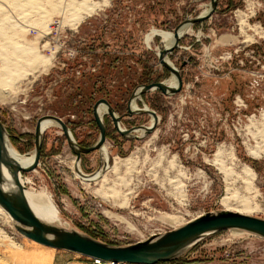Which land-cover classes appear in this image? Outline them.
I'll return each mask as SVG.
<instances>
[{"label":"rangeland","instance_id":"374dc122","mask_svg":"<svg viewBox=\"0 0 264 264\" xmlns=\"http://www.w3.org/2000/svg\"><path fill=\"white\" fill-rule=\"evenodd\" d=\"M66 1L31 0L28 12L11 15L16 36L3 29L14 41L32 44L40 58L16 81L0 76V119L24 157L34 153L38 121L49 115L70 122L78 144L94 146L100 131L93 108L101 99L112 101L123 130L150 126V115L130 114L128 107L142 81L172 77L159 62V34L174 35L211 3L92 0L93 13H82L75 25ZM4 18L0 14V22ZM168 57L180 70L183 89L174 96L154 90L142 97L160 117L154 133L122 137L111 117L102 115L105 150L79 162L83 174H99L100 181L78 176L77 156L61 128L43 134L38 167L21 178L27 190L50 198L60 213L58 225L127 247L228 209L264 219V0H219L213 16L191 27ZM219 149L223 171L214 164ZM226 172L240 179L228 185ZM124 201V208L113 205ZM0 264L95 262L26 238L0 211ZM160 264H264V239L234 230L211 234L177 260Z\"/></svg>","mask_w":264,"mask_h":264},{"label":"water","instance_id":"95a60500","mask_svg":"<svg viewBox=\"0 0 264 264\" xmlns=\"http://www.w3.org/2000/svg\"><path fill=\"white\" fill-rule=\"evenodd\" d=\"M217 7L218 0H212L211 9L208 13H201L195 18L186 19L175 29L176 43L158 53L161 66L175 76L176 86L174 88L167 86V81L154 82L139 86L133 93L129 101V113L150 115L153 119V123L150 126L123 130L120 126L121 118L116 115L115 109L107 100L101 99L96 102L93 108V115L100 131V137L94 146L86 148L75 141L71 129L62 118L53 115L44 116L38 121L36 127L34 162L30 167L25 168L11 156V147H13L12 136L0 119V207L9 214L15 228L21 235L49 248L79 254L89 259H97L112 264H160L173 262L204 237L229 230L247 232L264 239V219L222 211L217 214L200 216L178 229L164 234L153 235L146 241L127 247H117L98 241L75 230H68L42 221L33 211L27 199V188L21 180L22 173L32 172L39 165L43 141L41 125L44 121H52L62 129L70 148L77 156L76 163L78 168H75L76 173L86 180L96 175L87 176L79 169V162L82 156L102 151L107 140V128L103 117L98 111L101 105L107 108V115L111 117L117 132L123 137L131 136L136 131L143 132L142 136H135L136 139H141L145 135L154 133L159 125L160 117L155 111L147 107L142 97L154 90H159L165 96H174L181 92L183 89V78L180 70L167 61L169 54L180 47L181 37H179L178 32L185 24L194 26L209 20L216 12ZM184 65H182L181 69ZM139 89L140 101L144 105V112H134L131 108L133 98Z\"/></svg>","mask_w":264,"mask_h":264},{"label":"bare ground","instance_id":"6f19581e","mask_svg":"<svg viewBox=\"0 0 264 264\" xmlns=\"http://www.w3.org/2000/svg\"><path fill=\"white\" fill-rule=\"evenodd\" d=\"M21 1H24V3H26L27 6H22L21 4H18V3H15L13 5H9L8 6L7 4L3 3L0 0L2 5H5L4 7L2 5L0 6V14L3 13L4 17H5L0 22V24H1V29H0V76H3L5 78H7V79H11L13 81H16L17 79H19L22 76L21 74L23 72L25 74L27 72V68L29 66H32L33 64H37L38 62H40V58L37 55V53L35 52L34 46L31 47L32 44H30V43L21 44V43H19L18 40L17 41L13 40V37L16 36L17 25L13 24L15 21H14V17L11 16V15L15 13L14 12L15 10H21V11L24 10L25 12H28L29 1H31V0H21ZM91 1L92 0H67L65 2V8L66 9H72V11L75 12V14L73 15L74 16L75 25L79 24L82 21V19H83V14L82 13H84V14L86 13L87 15L93 13V11L95 9L94 8L95 6L91 4ZM207 8L208 9L205 10L204 12H202V14H206V13H208L210 11L211 3L209 5V7H207ZM80 14H82V15H80ZM23 16H24V13H23ZM15 19H17V18H15ZM191 27H193V25H190V24H185L184 26H182L180 28L179 32H178L179 33V37H181V39H182L184 37V35L187 34V32L191 29ZM4 28H6V30L8 29V30H10L12 32V35H13L12 38H9V36H8L9 33L5 32L3 30ZM175 34L174 35L173 34H167V33H164V32H161L159 34L161 36L162 40H163L164 49H168V48H170L171 46H173L176 43L177 39L175 38ZM167 61L171 65H174L169 60V57L167 58ZM166 85L171 87V88H174L176 86V79H175V76L173 74H172V77L166 82ZM139 94H140V89L136 92V94H135V96L133 98V101H132L131 108H132V110L134 112H144L145 111V110H143V108L142 109L138 108L137 102L140 101V99H141ZM98 111H99V114L101 116L103 114H107V108L104 105H101L99 107ZM152 123H153V119L151 117V124ZM53 128H60V127H59V125H57L56 123H54L52 121H44L42 123V125H41V132H42V134H44L46 130L53 129ZM141 133H143V132L141 131ZM11 148H12L11 149V156L21 166H23L25 168H28V167H30L33 164V162H34V154H32L29 157H24V156L20 155L18 153V151L14 147H11ZM104 150H105V148L102 151H104ZM222 157H223V151H222V149H219L217 154H216V160L214 161V164L215 165H219L220 170L223 171ZM224 158H225V156H224ZM77 166L78 165L75 162V168H78ZM79 169H80V167H79ZM107 169H108V167H107ZM113 170L116 171L115 173H118V167L116 165L113 167ZM225 174L226 175L224 176V180H225V182L228 185H234L240 179V177H237V179H233V173H231V172H229V173L226 172ZM79 177L82 178L81 176H79ZM98 178H101V175L97 174L95 177L90 178L88 180L83 179V178L82 179L86 180V182H87V181H95ZM21 180H22V183L24 184V186H26L27 182H25L22 178H21ZM101 188H102V186H101ZM98 191L100 192V190H98ZM99 194L101 195L103 193H99ZM26 195H27V199H28L33 211L35 212V214L42 221H44V222H46L48 224H51V225H56L58 227H63V226L58 225V220L60 219L59 211L57 210L56 206L52 203V201L50 200V198L46 194H44V193H40V194L39 193H35V192H33V191L28 189L26 191ZM103 195H104L103 198L105 197L104 199H108L107 195H110V194L105 195V193H104ZM110 196L112 197V194ZM113 196L116 199L117 198L119 199V197H120L119 193L116 192L115 190H113ZM114 197H112V199H114ZM108 200H110V199H108ZM116 201L117 200H115V202ZM223 202L226 204L228 202V198L225 197L223 199ZM113 205L114 206L117 205L120 208H124V207H126L127 204L125 202V204H119V203L115 204L114 203ZM0 211L4 212L11 219L9 214L5 210H3L1 207H0ZM228 211L232 212V213H237V214H240V215H247L248 214L247 212H244V211H239V212L238 211H231V209H228ZM176 220H175V222H177ZM11 221H12V219H11ZM235 232H237V231H235Z\"/></svg>","mask_w":264,"mask_h":264},{"label":"trees","instance_id":"16d2710c","mask_svg":"<svg viewBox=\"0 0 264 264\" xmlns=\"http://www.w3.org/2000/svg\"><path fill=\"white\" fill-rule=\"evenodd\" d=\"M218 2H219V0H218ZM196 25H200V24H196ZM91 61H94V59H92ZM94 62H95V61H94ZM95 65H96V64L94 63L92 66L94 67ZM151 83H152V81H151L149 78L141 82L142 85L151 84ZM145 96H146V94L143 95V97H145ZM107 101H108V102L110 103V105L114 108V105H113L112 101L109 100V99H107ZM114 109H115V111L117 112L116 107H115ZM157 114H158V113H157ZM67 125L70 127V122H68ZM71 131H72V133L74 134V131H73V130H71ZM121 136H122V135H121ZM122 137H123V136H122ZM11 141H12V142L15 141V140H14V136L11 137ZM79 145L82 146V147H86V148H88V147L85 146V145H82V144H79ZM89 236L92 237V238H94V239H96V240H99L98 237H96V236H94V235H92V234H90Z\"/></svg>","mask_w":264,"mask_h":264},{"label":"built area","instance_id":"2783aa9c","mask_svg":"<svg viewBox=\"0 0 264 264\" xmlns=\"http://www.w3.org/2000/svg\"><path fill=\"white\" fill-rule=\"evenodd\" d=\"M93 260H94L95 264H103V263H105V262H103L101 260H97V259H93Z\"/></svg>","mask_w":264,"mask_h":264}]
</instances>
